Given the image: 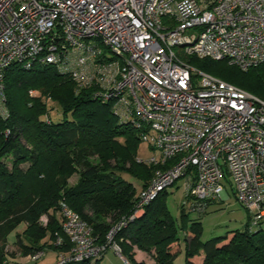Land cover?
Segmentation results:
<instances>
[{
  "label": "built area",
  "instance_id": "2783aa9c",
  "mask_svg": "<svg viewBox=\"0 0 264 264\" xmlns=\"http://www.w3.org/2000/svg\"><path fill=\"white\" fill-rule=\"evenodd\" d=\"M193 57L243 71L264 64V0H0V114L10 66L57 65L142 131L156 154L139 162L166 167L130 220L183 179L191 211L228 200L230 187L256 225L264 219V101L194 69ZM60 214L70 249L55 264L110 249L124 260L114 238L125 220L100 244L78 213L63 204Z\"/></svg>",
  "mask_w": 264,
  "mask_h": 264
},
{
  "label": "trees",
  "instance_id": "16d2710c",
  "mask_svg": "<svg viewBox=\"0 0 264 264\" xmlns=\"http://www.w3.org/2000/svg\"><path fill=\"white\" fill-rule=\"evenodd\" d=\"M189 61L264 101V64L243 71L227 60L193 57ZM4 88L0 264H11L10 244L25 257L55 251L59 258L67 253L70 244L62 234L60 214L63 204L93 228L100 244H106L110 230L125 220L114 241L130 264H176L183 244L185 264H264V219L253 225L250 215L243 230L202 240L200 217L218 201L209 202L199 219L189 222L184 207L175 219L164 205L155 204L166 190L130 220L141 192L166 167L139 162L142 131L116 114L114 100H105L95 88L78 89L70 74L52 64L36 63L30 69L13 64L5 72ZM55 110L59 118L54 120ZM75 176L78 180L71 184ZM59 236L62 245H57ZM135 250L148 254L152 262H137ZM105 255L70 264H99Z\"/></svg>",
  "mask_w": 264,
  "mask_h": 264
},
{
  "label": "rangeland",
  "instance_id": "374dc122",
  "mask_svg": "<svg viewBox=\"0 0 264 264\" xmlns=\"http://www.w3.org/2000/svg\"><path fill=\"white\" fill-rule=\"evenodd\" d=\"M103 53L106 56L111 55L110 50L105 46L102 48ZM190 64V61L187 60ZM191 65V64H190ZM192 66V65H191ZM193 67V66H192ZM194 69L198 70L196 67ZM200 71V70H198ZM35 94V93H34ZM51 107V106H50ZM58 110H55L51 113L52 118L58 119L59 114ZM156 154L152 149L149 143L141 142L138 148V157L144 160H148ZM129 181L135 183L136 181L132 178H127ZM78 180V177H73L71 179V184H75ZM228 194L230 199L225 201H218L216 204L211 205L206 215L200 217L197 211H190V204L186 198V191L184 186V180H179L175 186L167 189V193H164L160 198L155 202V204H162L166 207L168 213L173 216L175 219H178L181 209L184 207L185 211L189 216V222L191 220H197L200 217V221L203 227L202 240L209 241L213 238L225 236L228 232L243 230L246 222L249 220L250 213L241 206V204L236 199V196L233 190L229 187ZM44 224L47 220L43 219ZM62 222V219H61ZM264 228V226H263ZM14 236H11L10 241L12 242ZM116 238V236H115ZM114 238V240H115ZM182 240L184 239L181 235ZM9 260L11 264H55L58 261V254L55 251L46 252L45 257L36 262L31 263L28 260L27 256L25 257L20 250L15 246L10 244L8 247ZM14 257V258H13ZM148 259V258H147ZM149 259V263H151ZM148 263V262H147ZM99 264H130L126 263L120 258L113 250H109L105 257L99 262ZM132 264V263H131ZM176 264H185V249L182 248V252Z\"/></svg>",
  "mask_w": 264,
  "mask_h": 264
},
{
  "label": "crops",
  "instance_id": "0c3cea01",
  "mask_svg": "<svg viewBox=\"0 0 264 264\" xmlns=\"http://www.w3.org/2000/svg\"><path fill=\"white\" fill-rule=\"evenodd\" d=\"M230 199V198H229ZM179 218V217H178ZM247 223V222H246ZM182 248H184V244L182 245ZM112 250V249H111ZM114 251V250H113ZM115 252V251H114ZM121 258V257H120ZM148 258V259H147ZM135 259L137 262H148L149 263V259L150 256L144 252H141V251H138V250H135ZM123 260V259H122ZM128 263V262H126Z\"/></svg>",
  "mask_w": 264,
  "mask_h": 264
}]
</instances>
